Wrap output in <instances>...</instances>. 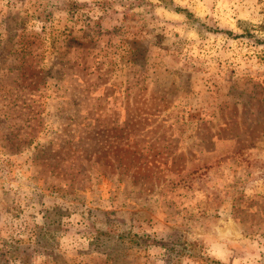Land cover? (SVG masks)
I'll use <instances>...</instances> for the list:
<instances>
[{"label":"rangeland","instance_id":"374dc122","mask_svg":"<svg viewBox=\"0 0 264 264\" xmlns=\"http://www.w3.org/2000/svg\"><path fill=\"white\" fill-rule=\"evenodd\" d=\"M171 2L0 0V264H264V0Z\"/></svg>","mask_w":264,"mask_h":264},{"label":"trees","instance_id":"16d2710c","mask_svg":"<svg viewBox=\"0 0 264 264\" xmlns=\"http://www.w3.org/2000/svg\"><path fill=\"white\" fill-rule=\"evenodd\" d=\"M160 1H163V3L165 4L166 8H170L172 6L171 0H160ZM173 9H175L176 12H179V13L183 14L187 19L190 18V14L186 10H182V9H179V8H173ZM248 35H250V34H248Z\"/></svg>","mask_w":264,"mask_h":264}]
</instances>
